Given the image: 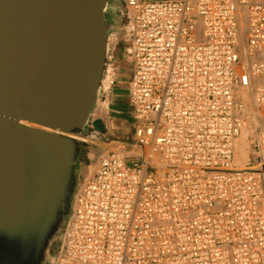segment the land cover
<instances>
[{
  "label": "built area",
  "instance_id": "built-area-1",
  "mask_svg": "<svg viewBox=\"0 0 264 264\" xmlns=\"http://www.w3.org/2000/svg\"><path fill=\"white\" fill-rule=\"evenodd\" d=\"M121 2L131 73L111 49L103 94L127 86L133 131L83 178L54 264H264V0Z\"/></svg>",
  "mask_w": 264,
  "mask_h": 264
},
{
  "label": "water",
  "instance_id": "water-1",
  "mask_svg": "<svg viewBox=\"0 0 264 264\" xmlns=\"http://www.w3.org/2000/svg\"><path fill=\"white\" fill-rule=\"evenodd\" d=\"M123 18L121 0H0V264L55 263L83 152L105 153L88 140H112L94 113Z\"/></svg>",
  "mask_w": 264,
  "mask_h": 264
},
{
  "label": "rangeland",
  "instance_id": "rangeland-1",
  "mask_svg": "<svg viewBox=\"0 0 264 264\" xmlns=\"http://www.w3.org/2000/svg\"><path fill=\"white\" fill-rule=\"evenodd\" d=\"M122 22L124 25L125 18L122 19ZM128 46H129V40L124 31L121 30L117 35L113 37V47H114L113 55L117 61L116 65L119 70L118 73L120 74L122 72L124 79H129L131 73V65L125 53V50L127 49ZM119 93L124 94L126 93V91L125 90L118 91L117 94ZM104 106L108 108V113L105 117L99 114ZM119 110H120L119 106H117L113 102V93H110L108 96L105 95L102 96L99 106L96 112L94 113V117L103 120L109 132L107 134V137H111L112 140L110 141L109 138L104 137L103 139H100L98 141L88 140L89 143H92L102 149L106 148L105 151L122 150L120 148L124 146L122 142H124L125 139L131 136L132 134L133 121L131 114H129L130 110L128 114L125 113L124 115H122V118H120L119 116L115 118L114 115H117L119 113L117 111ZM96 161H97V154L95 153V151H91L87 149L83 152V156H82V165L84 166L83 176H85L90 169L91 170L94 169V166L97 163ZM89 166L90 168H88Z\"/></svg>",
  "mask_w": 264,
  "mask_h": 264
},
{
  "label": "bare ground",
  "instance_id": "bare-ground-1",
  "mask_svg": "<svg viewBox=\"0 0 264 264\" xmlns=\"http://www.w3.org/2000/svg\"><path fill=\"white\" fill-rule=\"evenodd\" d=\"M113 80V77H106L103 80V85H105L106 87L111 86V82ZM245 97L249 100L251 95L250 94H246ZM108 113V108L106 106H104L101 111H100V115L101 116H106ZM112 144V143H111ZM248 142H247V131H245L240 138H238L236 140L235 143V152H236V156H235V164L236 166L243 168L246 166V164L249 161L250 158V154H249V150H248ZM113 148V147H112ZM121 149H123V146L120 147ZM106 149V148H105ZM108 151H105L104 154H106ZM96 169V167H95ZM94 169V170H95ZM93 170V172H94Z\"/></svg>",
  "mask_w": 264,
  "mask_h": 264
},
{
  "label": "crops",
  "instance_id": "crops-1",
  "mask_svg": "<svg viewBox=\"0 0 264 264\" xmlns=\"http://www.w3.org/2000/svg\"><path fill=\"white\" fill-rule=\"evenodd\" d=\"M120 75V78L121 79H123V81H127V79H124V77H123V74H122V72L119 74ZM123 77V78H122ZM117 86V87H116ZM113 89H112V93H113V102L117 105V106H119V111H117V112H119L117 115H114V117L115 118H117L118 116L120 117V118H122V115H124L125 113L126 114H128V112H129V107H128V104H127V101H126V98H127V94L126 93H119V94H117L118 93V91H122L123 90V85L122 86H120V85H116ZM129 114H130V112H129Z\"/></svg>",
  "mask_w": 264,
  "mask_h": 264
},
{
  "label": "flooded vegetation",
  "instance_id": "flooded-vegetation-1",
  "mask_svg": "<svg viewBox=\"0 0 264 264\" xmlns=\"http://www.w3.org/2000/svg\"><path fill=\"white\" fill-rule=\"evenodd\" d=\"M131 114V113H130Z\"/></svg>",
  "mask_w": 264,
  "mask_h": 264
}]
</instances>
